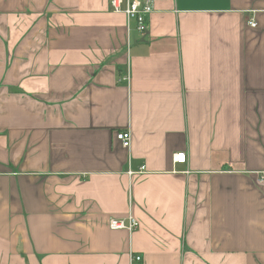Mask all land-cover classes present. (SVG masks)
<instances>
[{
  "label": "crops",
  "instance_id": "obj_1",
  "mask_svg": "<svg viewBox=\"0 0 264 264\" xmlns=\"http://www.w3.org/2000/svg\"><path fill=\"white\" fill-rule=\"evenodd\" d=\"M262 171L264 0H0V264H264Z\"/></svg>",
  "mask_w": 264,
  "mask_h": 264
},
{
  "label": "built area",
  "instance_id": "obj_2",
  "mask_svg": "<svg viewBox=\"0 0 264 264\" xmlns=\"http://www.w3.org/2000/svg\"><path fill=\"white\" fill-rule=\"evenodd\" d=\"M156 0H110V6L115 12H123L127 16L128 22L134 20L136 28L139 31H146L149 23V18L155 11ZM252 26H256L254 20L251 21ZM123 79L130 80V74L124 76ZM117 139L122 142L123 146L129 148L132 143L131 130H123L117 132ZM174 162H185V154L177 153L174 155ZM143 170L145 166L141 167ZM141 171V170H140ZM129 174L136 173L133 170L128 171ZM258 184L264 185V171L260 172ZM109 227L114 230L123 229L132 232L140 227V221L132 214L123 218H110L108 221ZM142 255L137 254L133 256V261L141 262Z\"/></svg>",
  "mask_w": 264,
  "mask_h": 264
}]
</instances>
